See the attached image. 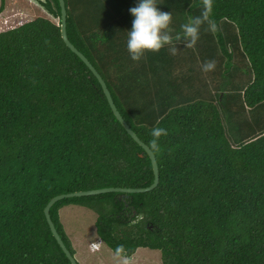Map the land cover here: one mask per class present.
<instances>
[{
	"label": "trees",
	"instance_id": "1",
	"mask_svg": "<svg viewBox=\"0 0 264 264\" xmlns=\"http://www.w3.org/2000/svg\"><path fill=\"white\" fill-rule=\"evenodd\" d=\"M6 0H0V11ZM139 0H64L66 34L105 82L127 125L147 146L167 130L155 159L157 186L73 197L96 216L97 240L159 251L162 264H264V0H213L215 33L201 28L194 49L127 51ZM40 3V2H39ZM171 34L201 14L202 0H157ZM0 31V264H70L44 208L57 195L145 188L150 159L115 118L100 84L65 45L58 0ZM216 69L204 73L205 61Z\"/></svg>",
	"mask_w": 264,
	"mask_h": 264
},
{
	"label": "clouds",
	"instance_id": "2",
	"mask_svg": "<svg viewBox=\"0 0 264 264\" xmlns=\"http://www.w3.org/2000/svg\"><path fill=\"white\" fill-rule=\"evenodd\" d=\"M45 1L34 0V2H40L41 7H43L41 3H45ZM157 4V0H139L135 7L129 9L134 19L131 30L128 31L127 51L134 62H139L147 52L158 53L166 46L169 54L173 56L177 55L180 50L178 45L182 44L186 49H194L200 39L201 28L205 25L207 26L205 31L215 33L218 30L216 21L212 19L213 0H202L201 14L182 24L181 33L175 37L171 34L169 27L172 23V13L160 11ZM216 64L215 60L205 61L201 66V70L204 73L212 72L216 69ZM167 135L168 132L164 128L154 127L152 129V139L147 146L151 153L154 154L160 150V138ZM102 243L103 241L93 242L90 249L96 252ZM113 261L114 264H132V258L124 245H118L115 248Z\"/></svg>",
	"mask_w": 264,
	"mask_h": 264
},
{
	"label": "rangeland",
	"instance_id": "3",
	"mask_svg": "<svg viewBox=\"0 0 264 264\" xmlns=\"http://www.w3.org/2000/svg\"><path fill=\"white\" fill-rule=\"evenodd\" d=\"M1 5V4H0ZM43 11V12H42ZM46 11L31 0H6L0 11V31L17 27L36 17H46ZM54 22L58 19L48 16ZM66 234L75 250L78 264H114L113 253L103 244L93 252L90 245L99 242L95 236V214L90 210L72 205L65 206L59 213ZM132 264H162L159 251L138 249L133 255Z\"/></svg>",
	"mask_w": 264,
	"mask_h": 264
},
{
	"label": "water",
	"instance_id": "4",
	"mask_svg": "<svg viewBox=\"0 0 264 264\" xmlns=\"http://www.w3.org/2000/svg\"><path fill=\"white\" fill-rule=\"evenodd\" d=\"M35 1H37V0H35ZM41 1H43V0H41ZM58 3H59V7H60V20H61L60 34H61L63 42L65 43L66 47L71 52H73L85 64V66L89 69V71L93 74V76L96 78V80L100 84L101 89L103 91V94H104V96H105V98H106V100L110 106L111 111L113 112L115 118L117 119V121L124 128L126 133L148 155L150 162H151L152 172H153V177H154L152 184L148 187H145V188H113V187H110V188H102V189H95V190H88V191H78V192H73V193H68V194H61V195H57V196H55L49 200V202L46 204L43 212H44L46 222L49 226L50 232H51L53 238L55 239V241L57 242V244L59 245V247L61 248V250L63 251V253L65 254V256L67 257V259L69 260L70 264H78L77 261L75 260V258L71 255L69 250L66 248L63 240L61 239L60 235L58 234V232H57V230H56V228H55V226L51 220V217H50V208L56 202H58L60 200L67 199V198H73V197L96 196V195H101V194H106V193H118V194H120V197H126L129 194H136V193L138 194V193L149 192L157 186V184L159 182V172H158V166H157V162L155 159V155L153 153H151V151H150V149H148L147 145L145 143H143L138 138V136L131 130V128L123 120V118L119 114V112H118V110H117V108H116V106L112 100L111 94H110L105 82L101 78V76L98 74L96 69L91 65V63L88 61V59L81 52H79L71 44V42L68 40L67 34H66L65 3H64V0H58Z\"/></svg>",
	"mask_w": 264,
	"mask_h": 264
},
{
	"label": "flooded vegetation",
	"instance_id": "5",
	"mask_svg": "<svg viewBox=\"0 0 264 264\" xmlns=\"http://www.w3.org/2000/svg\"><path fill=\"white\" fill-rule=\"evenodd\" d=\"M36 3L40 5V3H39V2H36ZM40 6H41V5H40Z\"/></svg>",
	"mask_w": 264,
	"mask_h": 264
}]
</instances>
